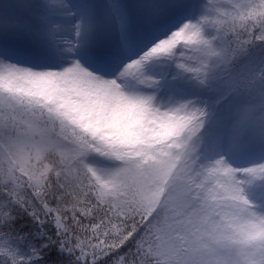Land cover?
Wrapping results in <instances>:
<instances>
[{
  "label": "snow or ice",
  "instance_id": "obj_1",
  "mask_svg": "<svg viewBox=\"0 0 264 264\" xmlns=\"http://www.w3.org/2000/svg\"><path fill=\"white\" fill-rule=\"evenodd\" d=\"M25 8L0 17V264H264V151L237 161L264 150V0Z\"/></svg>",
  "mask_w": 264,
  "mask_h": 264
},
{
  "label": "rangeland",
  "instance_id": "obj_2",
  "mask_svg": "<svg viewBox=\"0 0 264 264\" xmlns=\"http://www.w3.org/2000/svg\"><path fill=\"white\" fill-rule=\"evenodd\" d=\"M156 2L157 0H129V7L132 10L134 20L137 21L140 26H144L148 23L151 18V8ZM25 4L26 0H0V17H10L25 14ZM6 42H14L24 47L26 46L24 42L20 41L14 35L7 37ZM7 60L13 64H16L17 66L29 67L33 69L39 68L18 63L16 61H11L9 59ZM250 141H252L253 144L252 146L249 144V146L257 150L256 153H261L264 151L255 139H250Z\"/></svg>",
  "mask_w": 264,
  "mask_h": 264
},
{
  "label": "bare ground",
  "instance_id": "obj_3",
  "mask_svg": "<svg viewBox=\"0 0 264 264\" xmlns=\"http://www.w3.org/2000/svg\"><path fill=\"white\" fill-rule=\"evenodd\" d=\"M53 66H55L54 64H53ZM65 66H69V65H67V62H65ZM250 146H252V141H250ZM248 147L247 149H246V151L243 153L245 156H246V158H248V159H250V160H245V161H243V160H241V161H238V163L240 164V165H244V164H246V163H250L252 160H253V157H255V154H257V153H255V151H254V155H253V151H252V149H251V147ZM242 156L240 155V156H238L237 157V159H242L241 158ZM256 158H258V157H256Z\"/></svg>",
  "mask_w": 264,
  "mask_h": 264
},
{
  "label": "trees",
  "instance_id": "obj_4",
  "mask_svg": "<svg viewBox=\"0 0 264 264\" xmlns=\"http://www.w3.org/2000/svg\"><path fill=\"white\" fill-rule=\"evenodd\" d=\"M85 223H87V221H85Z\"/></svg>",
  "mask_w": 264,
  "mask_h": 264
}]
</instances>
